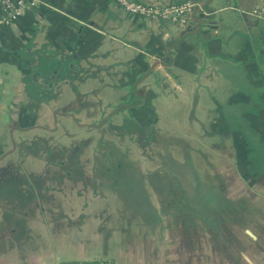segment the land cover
I'll return each instance as SVG.
<instances>
[{
  "label": "crops",
  "instance_id": "crops-1",
  "mask_svg": "<svg viewBox=\"0 0 264 264\" xmlns=\"http://www.w3.org/2000/svg\"><path fill=\"white\" fill-rule=\"evenodd\" d=\"M190 1L182 24L114 0H38L0 26V264H264V7ZM91 98L115 107L107 117L147 102L171 133L202 140L217 157L193 165L207 196H157L153 210L144 196L129 211L117 181L33 179L35 141ZM183 107L186 119L168 115Z\"/></svg>",
  "mask_w": 264,
  "mask_h": 264
},
{
  "label": "rangeland",
  "instance_id": "rangeland-1",
  "mask_svg": "<svg viewBox=\"0 0 264 264\" xmlns=\"http://www.w3.org/2000/svg\"><path fill=\"white\" fill-rule=\"evenodd\" d=\"M105 103L109 104L95 98L82 100L72 109L74 120L68 118L63 124L58 119L57 130L35 141L28 164L42 166V170L34 173L33 179L114 180L118 184L110 189L124 195L123 209L129 211L144 209V196L152 201L172 194L207 196L201 186L203 171L193 165L200 167L217 157L201 155L202 140L192 141L184 133H171L156 120L155 108L147 102L108 117L115 107L109 108ZM250 108H242L245 115ZM186 110L180 108L176 115L175 109L169 110L168 115L183 120ZM231 110L225 107L224 115L232 116ZM180 121L179 126L188 125L186 120ZM41 140L49 148L48 155H42ZM207 175L211 176V172L206 171V178ZM153 203L149 210L165 205Z\"/></svg>",
  "mask_w": 264,
  "mask_h": 264
},
{
  "label": "built area",
  "instance_id": "built-area-1",
  "mask_svg": "<svg viewBox=\"0 0 264 264\" xmlns=\"http://www.w3.org/2000/svg\"><path fill=\"white\" fill-rule=\"evenodd\" d=\"M38 0H0V26H8L15 22L27 7H33ZM126 13L149 19L182 24L186 16L197 4L190 0L170 3L163 6H155L135 0H114ZM264 7V0H258ZM200 9V8H199ZM247 14L260 15L261 9L256 8L246 12Z\"/></svg>",
  "mask_w": 264,
  "mask_h": 264
},
{
  "label": "trees",
  "instance_id": "trees-1",
  "mask_svg": "<svg viewBox=\"0 0 264 264\" xmlns=\"http://www.w3.org/2000/svg\"><path fill=\"white\" fill-rule=\"evenodd\" d=\"M58 264H113L112 261L101 258H93L86 260H66Z\"/></svg>",
  "mask_w": 264,
  "mask_h": 264
}]
</instances>
